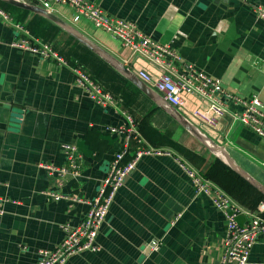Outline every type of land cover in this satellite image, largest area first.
I'll list each match as a JSON object with an SVG mask.
<instances>
[{
    "label": "crops",
    "instance_id": "crops-1",
    "mask_svg": "<svg viewBox=\"0 0 264 264\" xmlns=\"http://www.w3.org/2000/svg\"><path fill=\"white\" fill-rule=\"evenodd\" d=\"M21 1L40 7L48 2L49 12L128 68L131 77L53 20L0 0V10L8 16L0 13V264H37L39 249H52L61 242L62 224L80 223L88 209L86 201L95 196L120 146V137L106 127L124 124L127 114L136 121L142 145L170 154L137 160L99 228L98 248L73 253L64 264H218L224 215L207 194L195 190L176 159L182 158L222 190L217 181L227 184L231 178L215 159L224 162L137 75L144 69L155 77L159 67L86 18L74 21L68 5ZM87 1L108 15L135 22L155 42L171 45L181 58L176 63L180 71L182 64H191L219 78L231 94L246 98L257 94L264 106V19L255 11L264 0ZM22 39L50 42L64 61L14 45ZM74 66L109 93L114 103L104 107L95 102L75 83ZM183 99L184 107L176 110L223 146L235 164L264 188V139L233 122L229 113L219 117L215 127L206 126L188 110L204 109L207 101L191 93H183ZM221 99L229 110L240 109ZM64 143L76 145L80 173L62 179L43 165L66 163ZM133 153L132 146L129 155ZM247 183L235 190L241 201L224 191L252 210L249 206L264 193ZM49 192L80 200L54 199ZM248 219L244 213L237 216L241 224ZM152 240L160 245L149 252ZM248 264H264V233L257 236Z\"/></svg>",
    "mask_w": 264,
    "mask_h": 264
},
{
    "label": "built area",
    "instance_id": "built-area-1",
    "mask_svg": "<svg viewBox=\"0 0 264 264\" xmlns=\"http://www.w3.org/2000/svg\"><path fill=\"white\" fill-rule=\"evenodd\" d=\"M53 2L72 7L74 21L86 18L95 28L104 30L111 37L119 40L123 46L135 53L143 54L149 61L156 64L160 70L155 77L144 69H139L137 75L146 84L153 86L162 99L175 109L184 107L183 93L196 94L206 100L208 105L204 109L188 110L193 118L206 126L215 127L219 117L229 113L233 122H240L264 139V106L257 94H252L247 98L231 94L224 89L219 78L210 77L191 64H182L180 71L176 67V63L181 61V58L171 45L155 42L143 34L135 22L108 15L87 0H53ZM49 5L48 2H45L42 7L48 10ZM255 11L259 18L264 19V6H256ZM0 13L8 18L1 10ZM14 45L27 49L42 58L64 61V58L50 42L39 40L29 42L22 39ZM73 72L75 83L85 89L95 102L104 107L114 103L113 97L103 91L83 69L74 66ZM221 96L232 101L234 105H238L240 109L229 110ZM106 128L120 137V146L110 161L107 173L101 179L95 196L86 201L88 209L80 223L77 225L62 224L63 238L61 242L52 249H39L37 264H64L66 258L73 253L96 250L98 246L95 239L99 228L105 221L115 192L134 169L137 160L143 155L170 154L169 151L142 145L136 121L129 114L126 115L124 124ZM132 146L134 153L126 159ZM62 149L66 157L64 165L44 164L43 167L48 169L49 173H55L62 179L68 175H79L80 155L76 145L64 143ZM176 160L191 180L195 190L207 194L213 205L224 215L225 235L218 264H248L250 251L257 236L264 233V201H260L254 210H246L228 193L204 177L182 158L177 157ZM49 195L54 199L64 197L80 200L75 196L62 193L49 192ZM240 213L249 216L247 222L243 224L238 222L237 216ZM159 245L158 240H152L148 244L149 252L156 251Z\"/></svg>",
    "mask_w": 264,
    "mask_h": 264
},
{
    "label": "water",
    "instance_id": "water-1",
    "mask_svg": "<svg viewBox=\"0 0 264 264\" xmlns=\"http://www.w3.org/2000/svg\"><path fill=\"white\" fill-rule=\"evenodd\" d=\"M5 2H8L10 4L23 7L26 9H29L34 12H38L42 14L43 16L53 20L57 24H59L64 30H67L70 32L73 36L78 38L80 41L85 43L87 46H89L91 49L96 51L98 54H100L103 58L109 59L113 64L119 68L122 72L127 74L128 77H131V71L123 66L120 62L115 61L111 58V56L100 46L95 44L93 41H91L89 38L85 37L83 34L75 30L70 24L67 22L61 20L57 16H55L53 13L49 12L47 9L36 6L30 3L23 2L21 0H3ZM167 103V102H166ZM168 105V108L170 109L172 115L191 133L193 134L200 142H202L211 152H213L218 158H220L225 164H227L230 168H232L235 172H237L242 178H244L247 182H249L252 186L257 188L259 191L264 193V188L251 176H249L245 171H243L240 167H238L235 162L232 160V158L229 156L228 152L225 150V148L219 144H216L207 134H205L201 129L193 125L189 120H187L180 112H178L174 107L171 105Z\"/></svg>",
    "mask_w": 264,
    "mask_h": 264
},
{
    "label": "trees",
    "instance_id": "trees-1",
    "mask_svg": "<svg viewBox=\"0 0 264 264\" xmlns=\"http://www.w3.org/2000/svg\"><path fill=\"white\" fill-rule=\"evenodd\" d=\"M139 130V129H138ZM130 157V155L126 156V159H128ZM215 162H219L222 167L224 168L226 174L231 178V183H227L224 184L222 182H219V185L226 190L230 195H232L233 197H235L236 199H238L239 201H241L238 197V195L235 193V190L240 188L241 186H246L249 184L238 174L236 173L233 169H231L229 166L225 165L224 163H222L220 160H218L217 158L215 159ZM204 176V175H203ZM212 178L210 175H208L207 173V177ZM205 177V176H204ZM264 199L263 196H258V199L251 205L249 206V208L254 209V207L262 200Z\"/></svg>",
    "mask_w": 264,
    "mask_h": 264
},
{
    "label": "rangeland",
    "instance_id": "rangeland-1",
    "mask_svg": "<svg viewBox=\"0 0 264 264\" xmlns=\"http://www.w3.org/2000/svg\"><path fill=\"white\" fill-rule=\"evenodd\" d=\"M46 42V41H45Z\"/></svg>",
    "mask_w": 264,
    "mask_h": 264
}]
</instances>
